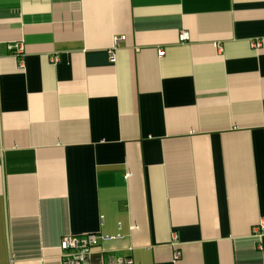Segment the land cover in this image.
<instances>
[{"label": "crops", "instance_id": "obj_1", "mask_svg": "<svg viewBox=\"0 0 264 264\" xmlns=\"http://www.w3.org/2000/svg\"><path fill=\"white\" fill-rule=\"evenodd\" d=\"M263 221L264 0H0V264H264Z\"/></svg>", "mask_w": 264, "mask_h": 264}, {"label": "built area", "instance_id": "obj_2", "mask_svg": "<svg viewBox=\"0 0 264 264\" xmlns=\"http://www.w3.org/2000/svg\"><path fill=\"white\" fill-rule=\"evenodd\" d=\"M186 36H183V40ZM256 48H261L262 43L255 44ZM16 52L22 53V45H16ZM59 58L55 57L53 62H58ZM261 227L264 228V221L261 223ZM99 243V237L96 235H87L81 237L68 236L62 239L60 244V262L61 264H88L91 258L92 249ZM180 254L177 252L176 259ZM111 264H131L129 259L120 258L117 260L111 259Z\"/></svg>", "mask_w": 264, "mask_h": 264}]
</instances>
